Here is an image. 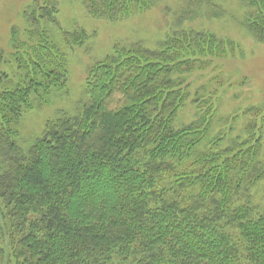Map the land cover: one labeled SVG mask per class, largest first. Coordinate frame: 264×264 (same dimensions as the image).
<instances>
[{
  "label": "trees",
  "instance_id": "16d2710c",
  "mask_svg": "<svg viewBox=\"0 0 264 264\" xmlns=\"http://www.w3.org/2000/svg\"><path fill=\"white\" fill-rule=\"evenodd\" d=\"M76 1L118 21L161 0ZM241 1L243 26L264 42V0ZM212 2L189 0L182 13ZM60 4L25 8L11 32L15 70L0 73V264H264L263 111L244 110L237 129L218 88L191 93V75L234 52L231 40L181 28L155 48L115 45L88 66L75 112L24 145V116L68 93L67 51L91 37L62 26Z\"/></svg>",
  "mask_w": 264,
  "mask_h": 264
},
{
  "label": "rangeland",
  "instance_id": "374dc122",
  "mask_svg": "<svg viewBox=\"0 0 264 264\" xmlns=\"http://www.w3.org/2000/svg\"><path fill=\"white\" fill-rule=\"evenodd\" d=\"M34 1L0 0V73L15 70L16 65L10 59L12 27L23 28V11ZM212 1V5H191L194 13L184 16L182 12L188 7L189 0H161L148 11L136 13L127 19L109 21L90 17L79 1L61 0L58 17L62 26L65 29L80 26L91 37L84 48L67 51L70 68L68 93L54 91L48 103L24 116L20 126L24 145L43 132L48 120L56 118L63 111L75 112L84 97L88 66L109 55L115 45L142 40L146 46L155 48L167 33L181 28L211 32L236 45L234 52L214 57L212 66L191 75V93L198 89L201 92L203 86L205 90L201 93L218 88L222 94L220 113L225 116L238 113L240 120L235 124L237 129L246 123V116L242 114L244 110L258 107L264 114V42L257 41L243 26L246 7L241 0ZM195 111L196 108L189 101L181 110L180 119L184 123L191 121ZM261 143L264 155V121ZM255 194L256 200L264 205V180L257 186Z\"/></svg>",
  "mask_w": 264,
  "mask_h": 264
}]
</instances>
